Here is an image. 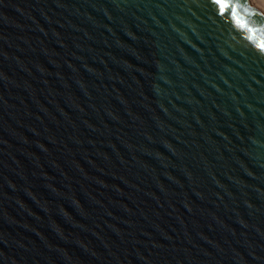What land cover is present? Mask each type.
Listing matches in <instances>:
<instances>
[{
  "label": "water",
  "instance_id": "1",
  "mask_svg": "<svg viewBox=\"0 0 264 264\" xmlns=\"http://www.w3.org/2000/svg\"><path fill=\"white\" fill-rule=\"evenodd\" d=\"M231 2L0 0V264H264V13Z\"/></svg>",
  "mask_w": 264,
  "mask_h": 264
},
{
  "label": "snow or ice",
  "instance_id": "2",
  "mask_svg": "<svg viewBox=\"0 0 264 264\" xmlns=\"http://www.w3.org/2000/svg\"><path fill=\"white\" fill-rule=\"evenodd\" d=\"M212 2L217 5L221 14L231 10L232 14L235 16L238 10L237 6L234 5L231 0H212ZM259 47L261 50H264V43H262Z\"/></svg>",
  "mask_w": 264,
  "mask_h": 264
},
{
  "label": "bare ground",
  "instance_id": "3",
  "mask_svg": "<svg viewBox=\"0 0 264 264\" xmlns=\"http://www.w3.org/2000/svg\"><path fill=\"white\" fill-rule=\"evenodd\" d=\"M264 13V0H251Z\"/></svg>",
  "mask_w": 264,
  "mask_h": 264
}]
</instances>
